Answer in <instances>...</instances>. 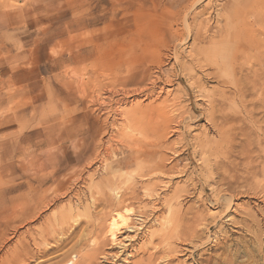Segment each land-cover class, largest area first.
<instances>
[{"label": "rangeland", "instance_id": "374dc122", "mask_svg": "<svg viewBox=\"0 0 264 264\" xmlns=\"http://www.w3.org/2000/svg\"><path fill=\"white\" fill-rule=\"evenodd\" d=\"M0 4V264H63L65 254L66 264H109L111 257L114 264L149 259L159 264L163 245L168 248L163 264H207L216 256L210 250L219 244L218 231H233L228 223L215 225L211 218L226 210V201L234 198L233 204L239 205V214L232 212L236 221L249 209L263 213L264 194L249 180L235 184L237 190L231 192L221 191L224 187L217 181L223 172L243 173L247 145L254 155L264 154V65L251 47L254 34L264 38V0ZM212 55L220 58L210 66L205 59ZM257 74H263V81ZM250 185L261 194L251 195ZM123 208L135 212L134 227L118 236L122 244L113 245L105 237L107 224ZM189 208L193 219L200 217L197 237L202 235L199 240L205 242L192 234L188 242L181 227L178 238L158 243L156 234L166 221L186 219L187 214L186 221L193 222ZM254 230L261 237L249 246L251 258L243 255L238 264H264L259 256L264 224ZM248 234L240 235L247 240ZM94 239L100 242L95 252ZM75 249L83 251L80 256L88 254V261L73 258L78 255ZM185 251L193 253V259Z\"/></svg>", "mask_w": 264, "mask_h": 264}, {"label": "bare ground", "instance_id": "6f19581e", "mask_svg": "<svg viewBox=\"0 0 264 264\" xmlns=\"http://www.w3.org/2000/svg\"><path fill=\"white\" fill-rule=\"evenodd\" d=\"M235 1V0H234ZM260 1V0H259ZM16 2V1H15ZM5 4V3H4ZM1 5V4H0ZM12 6H13V4H12ZM258 6V5H257ZM256 6V7H257ZM260 8V7H259ZM256 9V8H255ZM61 10V9H60ZM229 19V18H228ZM263 23V22H262ZM202 24V23H201ZM262 25V24H261ZM201 26V25H200ZM258 27V26H257ZM261 27V26H260ZM259 27V28H260ZM264 28V27H263ZM223 29V28H222ZM202 31V30H201ZM259 32V31H258ZM263 34H264V32H262ZM255 36H256V34H254L253 35V37L251 38V47H252V53H253V56H254V54H256L257 56H256V58H261L262 60H263V63H260V66H262V65H264V38L262 37L261 39L258 37V39H256L255 38ZM231 37V36H230ZM230 37H229V39H230ZM221 38V37H220ZM219 41V40H218ZM221 42V41H220ZM247 44V43H246ZM248 47V46H247ZM251 47H248V48H250L251 49ZM237 49V48H236ZM247 49V48H246ZM231 54V53H230ZM228 55V56H227ZM238 55V54H237ZM244 55V54H243ZM223 57L225 58V60H229L230 61V59H227V57L229 58V54L227 53V52H225V54H223ZM244 57V56H243ZM204 58V57H203ZM219 58H220V56L219 55H212V57H210V56H206V59H205V61H206V63L207 64H210V66L211 65H213V64H216L217 63V61H219ZM222 58V57H221ZM254 59V57L252 58V62H256V64L258 63L257 61V59ZM236 59V58H235ZM260 59V60H261ZM228 61V62H229ZM203 62V61H202ZM261 62V61H260ZM205 63V64H206ZM204 64V63H203ZM247 69V68H246ZM240 71V70H239ZM264 74V73H263ZM262 74V75H263ZM76 75V74H75ZM262 75H258L257 74V77L259 78V80L261 81L262 80V77H260V76H262ZM244 76V75H243ZM252 77V76H251ZM240 78V77H239ZM264 80V79H263ZM262 80V81H263ZM243 82V81H242ZM247 84V83H246ZM255 84H256V82H255ZM263 86H264V81L261 83V89H263ZM98 87V86H97ZM241 88H242V86H241ZM251 88V87H250ZM255 89V88H254ZM242 90V89H241ZM114 91V90H113ZM121 92V91H120ZM143 92V91H142ZM136 93V92H135ZM140 93V92H139ZM159 93V92H158ZM245 93V92H244ZM257 93V92H256ZM131 94H133V93H131ZM168 94H169V92H168ZM140 95V94H139ZM239 95V94H238ZM242 95V94H241ZM192 96V95H191ZM252 96V95H251ZM256 96V95H255ZM107 98V97H106ZM244 98V97H243ZM255 98H257V97H255ZM146 99V98H145ZM192 99V98H191ZM122 100V99H121ZM157 100V99H156ZM211 100V99H210ZM248 101V100H247ZM263 101V100H262ZM133 102V101H132ZM232 102V101H231ZM137 103V102H136ZM142 103V102H141ZM195 103V102H194ZM210 103H213V102H210ZM262 103H264V101L263 102H261V106H262ZM193 104V103H192ZM196 104V103H195ZM194 104V105H195ZM220 104H222V103H220ZM260 104V103H259ZM135 105V104H134ZM133 105V106H134ZM216 106L218 107V105L216 104ZM263 106H264V104H263ZM146 107V106H145ZM212 107V106H211ZM213 107H214V105H213ZM220 107V106H219ZM139 108H140V106H139ZM138 109V108H137ZM142 109V107L140 108V110ZM151 109V111H152V108H150ZM156 109V108H155ZM155 109H153V111H155ZM166 109H167V107H166ZM196 109V108H195ZM198 109V108H197ZM212 109V108H211ZM217 109V108H216ZM222 109V108H221ZM220 109V110H221ZM262 109V108H261ZM139 110V111H140ZM149 110V109H148ZM159 110V109H158ZM220 110H219V112H217V110H216V113L218 114V113H220ZM264 110V109H263ZM135 111V110H134ZM139 111H137V113L139 112ZM150 111V110H149ZM214 112V111H213ZM223 112V111H222ZM157 113V112H156ZM159 113L160 112H158L157 113V117L159 116ZM212 113V112H211ZM215 113V112H214ZM213 113V114H214ZM125 114V113H124ZM134 113L132 112V115H133ZM213 114H211V115H213ZM242 114V113H241ZM246 114H248V113H246ZM135 115H138V114H136V111H135V114H134V116ZM200 115V114H199ZM206 115V114H205ZM262 115V114H261ZM134 116H133V120L135 121V119H134ZM153 116H155L154 114H153ZM210 116V115H209ZM208 116V117H209ZM217 116V115H216ZM218 116H221V115H219L218 114ZM246 115H244V118H247V117H245ZM249 116V115H248ZM137 117V119H138V116H136ZM190 117V116H189ZM199 117V116H198ZM213 117L214 116H212V119H213ZM222 117L223 116H221V119H222ZM250 117V116H249ZM149 118H151L150 116H149ZM153 118V117H152ZM200 118V117H199ZM203 118V117H202ZM217 118V117H216ZM227 118V117H226ZM140 119V118H139ZM142 119H144V118H141V120ZM160 119V118H159ZM169 119V118H168ZM167 119V120H168ZM181 119V118H180ZM183 119V118H182ZM190 119V118H189ZM196 119V118H195ZM211 119V118H210ZM220 119V120H221ZM229 119V118H228ZM249 119H251V117L249 118ZM259 119V118H258ZM153 120H155L154 118H153ZM177 119H175V121H176ZM191 120H192V116H191ZM190 120V121H191ZM200 120V119H199ZM203 120V119H202ZM218 120V119H217ZM224 120V119H223ZM151 121V120H150ZM156 121V120H155ZM154 121V122H155ZM166 121V120H165ZM179 120H177V122H178ZM208 121V120H207ZM210 121V120H209ZM216 121V120H215ZM214 121V122H215ZM219 121V120H218ZM249 121V120H248ZM137 122H138V120H137ZM140 122V121H139ZM170 122H171V120H170ZM172 122L174 123V121L172 120ZM212 122V121H211ZM213 122V123H214ZM228 122V121H227ZM144 123H146V121L144 122ZM147 123H148V121H147ZM153 122H151V124H152ZM166 123V122H165ZM210 123V122H209ZM208 123V124H209ZM212 123V124H213ZM219 123V122H218ZM217 123V124H218ZM254 123H256V122H253V124ZM263 124H264V122H263ZM148 125V124H147ZM154 125H155V123H154ZM164 125V124H163ZM162 125V126H163ZM176 125V124H175ZM136 126H137V124H136ZM146 126V125H145ZM178 126H179V124H178ZM217 126V125H216ZM215 126V127H216ZM218 126H219V124H218ZM221 126H222V122H221ZM260 126V125H259ZM261 128V127H260ZM142 130V129H141ZM144 130H146V128L144 129ZM230 130V129H229ZM228 131V130H227ZM151 132V131H150ZM155 134V133H154ZM225 134V133H224ZM129 135V134H128ZM147 135V134H146ZM130 136V135H129ZM134 137V136H133ZM147 137V136H146ZM249 137V136H248ZM251 137H252V134H251ZM251 137H249V138H251ZM249 138H247V139H249ZM148 139H149V137H148ZM147 139V140H148ZM253 139V138H252ZM146 140V139H145ZM250 141H251V143H252V140L251 139H249ZM164 141V140H163ZM250 141H249V143H250ZM162 142V141H161ZM161 142H160V144H161ZM149 144V143H148ZM153 144V143H152ZM155 145V144H154ZM153 145V146H154ZM156 145H158V144H156ZM155 145V146H156ZM188 145V144H187ZM246 145V144H245ZM138 146V145H137ZM147 146V145H146ZM145 146V147H146ZM150 146V145H149ZM244 146V145H243ZM242 146V147H243ZM140 147V146H139ZM142 147V149H143V146H141ZM144 147V148H145ZM157 147V146H156ZM241 147V148H242ZM149 147H147V149H148ZM155 148V147H154ZM159 148V147H158ZM228 148V147H227ZM230 148V147H229ZM240 148V149H241ZM251 144H249V145H247L246 147H244V151L243 150H239V151H243V159H242V161H243V163H241L240 162V160H239V162L241 163V164H243V166L245 167V170L243 171V173H238V172H227L228 174H226L225 172H221L222 174L219 176V179H218V181H217V183H218V185L220 186V187H224V190H222L221 189V191H234V189L235 190H237V187L235 188L234 187V185L236 184H238L239 182H241L242 184H244V183H247V181L249 180V182L250 183H252V186L255 188V186H257V188H255V189H261V192L264 194V154H262V155H260V156H256V155H254V152H253V150H251ZM146 149V148H145ZM226 149V148H225ZM144 150V149H143ZM157 150H159V149H157ZM200 150H203V148L202 149H200ZM220 150V149H219ZM223 150H224V148H223ZM222 150V151H223ZM139 151V150H138ZM153 151L154 150H152V152L150 153V154H152L153 155ZM225 151V150H224ZM233 151H235V150H233ZM255 151V150H254ZM115 152V151H114ZM142 152V151H141ZM198 152H199V150H198ZM203 152V151H202ZM220 152V151H219ZM219 152H217L218 154H220ZM256 152V151H255ZM144 153V152H143ZM197 153V152H196ZM195 153V154H196ZM200 153V152H199ZM210 153V152H209ZM211 153H212V151H211ZM210 153V154H211ZM224 153V152H223ZM240 153V152H239ZM233 154H235V153H233ZM237 154V153H236ZM241 154H242V152L239 154L240 156H241ZM109 155V154H108ZM158 155V154H157ZM197 155V154H196ZM212 155H215V154H212ZM224 155V154H223ZM133 156V155H132ZM155 156H156V154H155ZM154 156V157H155ZM219 157H220V155H218ZM217 156V157H218ZM226 156V155H225ZM141 157H143V156H141ZM141 157H139L138 158V156H137V158L138 159H140ZM157 157V156H156ZM201 157V156H200ZM206 157V156H205ZM212 157V156H211ZM214 157V156H213ZM222 157V156H221ZM224 157V156H223ZM228 156H226V158H227ZM242 157H240V159L242 158ZM208 158H210V156L208 157ZM215 158V157H214ZM156 159H158V158H156ZM213 159V158H212ZM211 159V160H212ZM229 159V161L231 160L230 158H228ZM143 160V159H142ZM219 159H217V161H218ZM223 160H225V158L223 159ZM160 161V160H159ZM221 161V160H220ZM220 161H218V166H220L219 165V162ZM228 161V162H229ZM233 161V160H232ZM143 162H144V160H143ZM149 162V161H148ZM213 162H214V159H213ZM212 162V163H213ZM222 162V161H221ZM235 162V161H234ZM146 163H147V161H146ZM210 163V162H209ZM141 164H143V163H141ZM161 164V163H160ZM211 164V163H210ZM223 164V163H222ZM235 164V163H234ZM105 165V164H104ZM150 165V164H149ZM158 165H159V163H158ZM162 166H163V163L161 164ZM160 165V166H161ZM166 165V164H165ZM174 165V164H173ZM213 165V164H212ZM227 165V164H226ZM236 165V164H235ZM238 165V164H237ZM138 166H140V164L139 165H137V167ZM144 166V165H143ZM215 166V165H214ZM105 167H106V165H105ZM150 167V169H151V166H149ZM153 167V166H152ZM222 167V166H221ZM231 167H233V164H232V166ZM240 167V166H239ZM238 167V168H239ZM142 168V167H141ZM167 168V167H166ZM170 168H172V167H170ZM215 168V167H214ZM218 168V167H217ZM228 168V167H227ZM237 168V167H236ZM243 168V167H242ZM156 169V168H155ZM169 169V168H168ZM174 169V168H173ZM234 169V168H233ZM141 170H143V168L141 169ZM153 170V169H152ZM156 170H158V169H156ZM161 169L159 168V171H160ZM218 170V169H217ZM217 170H216V172H217ZM224 170H225V168H224ZM144 171V170H143ZM162 171V170H161ZM160 171V172H161ZM211 171V170H210ZM213 171V170H212ZM214 171H215V169H214ZM226 171H228V169H226ZM147 172V171H146ZM164 172V171H163ZM169 172H170V169H169ZM180 172V171H179ZM182 172V171H181ZM180 172V173H181ZM215 172V173H216ZM150 173V172H149ZM154 173V172H153ZM152 173V174H153ZM165 173V172H164ZM167 173V172H166ZM174 173H175V171H174ZM184 173H185V168H184ZM215 173L213 172V174H214V176H216L215 175ZM218 174H220L219 172H217ZM216 173V174H217ZM111 174V173H110ZM169 174V173H168ZM179 174V173H178ZM183 174V173H182ZM180 175V174H179ZM150 175H148L147 177H149ZM156 176V175H155ZM154 176V178L156 179V177ZM158 176V175H157ZM152 177V176H151ZM150 177V178H151ZM159 178H161V176H158ZM218 177V176H217ZM146 178V177H145ZM164 178V177H163ZM172 178V177H171ZM173 178H174V176H173ZM257 179V181H256V184L254 185L253 184V182H254V179ZM109 180V179H108ZM250 180H252L253 182H251ZM165 181V180H164ZM170 181V180H169ZM216 181V180H215ZM201 182H202V179H201ZM204 182H205V180H204ZM248 182V184H250ZM168 183H170V182H168ZM209 183V182H208ZM167 184V183H166ZM169 185V184H168ZM204 185V184H203ZM239 185V184H238ZM237 185V186H238ZM198 186V185H197ZM201 186V185H200ZM207 186H208V184H207ZM251 185L247 188V189H249L250 191L253 189V187H252ZM203 187V186H202ZM216 187V186H215ZM242 187V186H241ZM205 188H206V185H205ZM244 188V187H243ZM194 189V188H193ZM242 189V188H241ZM255 189H253V190H255ZM162 190V189H161ZM178 190V189H177ZM202 190V189H201ZM215 190V189H214ZM218 190V189H217ZM238 190H239V187H238ZM253 190H252V192H253ZM219 192H221L220 190H218ZM240 191V190H239ZM238 191V192H239ZM257 191V190H256ZM256 191H254L255 192V194H256V196L258 195V194H261V193H256ZM236 192V191H235ZM241 192V191H240ZM240 192H239V194H240ZM246 192V191H245ZM254 192L251 194V195H253L254 194ZM259 192V191H258ZM120 193V192H119ZM119 193H118V195L116 196L117 197V199H121V195H119ZM161 193V192H160ZM202 193V192H201ZM217 193V192H216ZM229 193V192H228ZM185 194V193H184ZM204 194H206V193H204ZM221 194V193H220ZM223 194H225V193H223ZM247 194V196H248V192L246 193ZM254 194V195H255ZM262 194V195H263ZM148 195V194H147ZM212 195V194H211ZM250 195V193H249V196H251ZM253 195V196H254ZM133 196V195H132ZM178 196V195H177ZM190 196V195H189ZM202 196H203V194H202ZM201 196V197H202ZM222 196V195H221ZM261 196V195H260ZM179 197V196H178ZM223 197V196H222ZM227 197H229V196H227ZM231 197V196H230ZM244 197V196H243ZM134 198H135V196H134ZM150 198V197H149ZM175 198V197H174ZM205 198V197H204ZM210 198H211V196H210ZM224 198V197H223ZM232 198V197H231ZM240 198V197H239ZM238 198V199H239ZM258 199H259V197H257ZM180 199V198H179ZM184 199V198H183ZM207 199H208V197H207ZM234 199V198H233ZM233 199H230L231 201H226V210H223V212L222 213H220L219 215H217V217H215L214 218V216L215 215H212V221H213V223L215 224V225H219V224H221V223H223V224H226V223H228V225H231V228H233V231L232 230H227V231H218V234H219V237H218V241H219V244H215V247H213L210 251H213V252H215L216 254V256L215 257H210V260L209 261H206V263L207 264H238V261H236V260H238V258L239 257H241V256H245V258L247 257V256H251L250 255V251H249V246L251 247V242L253 241H255L256 240V238H260L261 236L258 234V233H260V232H258L259 231V229H257L258 231H255L254 230V228H256L257 226H258V228H259V226H260V224H262V226H263V224H264V211H263V213L262 212H259V211H257L256 210V212H254V213H249V212H253L251 209H249V212L248 211H246V210H248V209H244V211H246V212H248V213H244L243 212V217H241V220L240 221H236L235 220V218L233 217L234 215H232V212H235V211H237L238 212V214H239V211H240V208H239V205H238V208H239V210H238V208L236 207V205H234L233 204ZM202 200V199H201ZM200 200V201H201ZM211 200V199H210ZM235 200H236V198H235ZM212 201V200H211ZM264 201V200H263ZM262 201V202H263ZM43 202V201H42ZM168 202V201H167ZM203 202V201H202ZM207 202V201H206ZM213 202H214V200H213ZM181 203V202H180ZM216 203V202H215ZM158 204V203H157ZM214 204V203H213ZM236 204V203H235ZM96 205V204H95ZM165 206V205H164ZM171 206V205H170ZM242 204H241V208H242ZM212 207V206H211ZM213 207H215V206H213ZM225 207V206H224ZM257 207V206H256ZM255 207V208H256ZM259 207V206H258ZM219 208V207H218ZM223 208V207H222ZM261 208V207H260ZM259 208V209H260ZM155 209V208H154ZM188 209V208H187ZM190 210H189V212L192 210V208H189ZM195 211H196V209L195 208H193ZM243 209V208H242ZM241 209V210H242ZM176 210H177V208H176ZM193 210V211H194ZM198 210V209H197ZM217 210V209H216ZM251 210V211H250ZM262 209H260V211H261ZM15 212H17L16 210H14ZM171 211H172V209H171ZM185 211V213H187L186 212V210H184ZM194 211V212H195ZM219 211V210H218ZM217 211V212H218ZM221 211V210H220ZM157 212V211H156ZM179 212H181L180 211V209H179ZM190 213H192V212H190ZM201 213H202V211H201ZM200 213V214H201ZM241 213V212H240ZM13 214V213H12ZM17 214V213H16ZM178 214V213H177ZM135 215V212L133 211V209L132 208H123L122 210H120V211H116V212H114V214H113V216H111V218H109L110 219V221H109V223L107 224V229H106V236L105 237H107L109 240V242L111 243V244H113V245H117L118 243H121L120 241H119V238H118V236L119 235H121L122 233H123V231L125 230H128V229H132L134 226H133V224H134V222H132V218H133V216ZM149 215V214H148ZM153 215V214H152ZM174 215H175V212H174ZM183 215V214H182ZM186 215V219H187V214H185ZM192 215H193V213L192 214H189V216H191V218H192ZM204 215V214H203ZM241 215V214H240ZM12 216H14V215H12ZM180 216V215H179ZM178 216V217H179ZM208 216V215H207ZM206 216V217H207ZM236 216V215H235ZM15 217V216H14ZM14 217H12V218H14ZM16 217H17V215H16ZM175 217V216H174ZM177 217V216H176ZM182 217V216H181ZM195 218L193 219H191V220H193V222L192 223H190L189 222V220L188 221H186V219L184 218V217H182L181 219H179V221H177V219H176V222H175V219L174 218H172V220H171V222H169V221H166L165 223H164V225H160L162 228H161V232H160V235H158V234H156V236H159V237H157L158 238V243H159V239H160V241L161 242H169L170 241V239L172 240V238L173 237H175V238H178L179 236H180V234H179V232H180V230H179V232H178V229H180L181 227H182V230H183V232H184V234L183 235H185L183 238L185 239V237L186 236H188V242H189V236H190V234H192V235H196V237H197V233H198V230L197 229H199V228H197L198 226H199V224H200V217H199V215H196V216H194ZM148 218V217H147ZM170 218V217H169ZM188 218H190V217H188ZM208 218H210V216L208 217ZM213 218H214V220H213ZM237 218V217H236ZM182 219L184 220V222L182 221ZM200 220V221H199ZM204 220V219H203ZM209 220V219H208ZM225 221V222H224ZM145 222V221H144ZM187 222V223H186ZM210 222V221H209ZM208 222V223H209ZM162 223V222H161ZM190 223V224H189ZM203 223H204V221H203ZM206 223H207V221H206ZM212 223V222H211ZM208 224L209 226L208 227H210L212 224ZM157 224V223H156ZM173 224H174V228H173V230L172 229H170V227H171V225L173 226ZM196 224V227L194 226ZM201 224H202V222H201ZM88 225V224H87ZM170 225V226H169ZM214 225V226H215ZM203 226H205V223L203 224ZM96 227V226H95ZM169 227V228H168ZM221 228H222V226H220ZM29 228V227H28ZM70 228V227H69ZM203 228V227H202ZM211 228H212V226H211ZM217 228V227H216ZM209 229V228H208ZM208 229H205L204 228V230H208ZM72 230V229H71ZM74 230V229H73ZM78 230V229H77ZM96 230V229H95ZM210 230V229H209ZM217 230V229H216ZM262 230V229H261ZM98 231V230H97ZM199 231H201V230H199ZM14 232H16V231H14ZM86 232H87V230H86ZM94 232V231H93ZM182 232V231H181ZM206 232H208V231H206ZM71 233V232H70ZM104 233V232H103ZM159 233V232H158ZM201 233V232H200ZM200 233H198V234H200ZM202 233H203V231H202ZM217 233V232H216ZM241 233H244V234H247V233H249L250 235H251V237H250V239H247V240H245L246 238H244V237H241V236H243V235H240ZM37 234V233H36ZM69 234V233H68ZM74 234V233H73ZM87 234H88V232H87ZM105 234V233H104ZM205 234V233H204ZM248 234V235H249ZM263 234H264V232H263ZM64 235H65V233H64ZM207 235H209V234H207ZM214 235V234H213ZM261 235H262V233H261ZM42 235H40V237H41ZM82 236V235H81ZM85 236H87V235H85ZM95 236V235H94ZM199 236V235H198ZM234 236H239L240 238L239 239H236V240H234L233 239V237ZM206 237V236H205ZM211 237V236H210ZM214 237H217L216 235H214ZM246 237H247V235H246ZM264 237V236H263ZM64 238V237H63ZM62 238V239H63ZM81 238H83L84 239V236H82ZM94 238V237H93ZM98 238V237H97ZM156 238V239H157ZM183 238H179V239H182L183 240ZM191 238H193V237H191ZM198 238V237H197ZM200 238H202V235H200V237L198 238V241H201V240H199ZM238 238V237H237ZM86 239H88V238H85V240ZM91 239V238H90ZM151 239H153V238H151ZM154 239H155V237H154ZM153 239V240H154ZM155 239V240H156ZM204 239V238H203ZM202 239V240H203ZM206 239H207V237H206ZM39 240V239H38ZM70 240V239H69ZM85 240L83 241L84 243H85ZM154 240V241H155ZM175 240V239H174ZM205 240V239H204ZM201 241L200 243L202 244V242H205V241ZM209 240V239H208ZM216 240V239H215ZM89 241V240H88ZM207 241V240H206ZM211 241V240H210ZM261 241L263 242V244H261V250L259 251V256H260V260H264V241H263V239H261ZM37 242V241H36ZM41 242V241H40ZM79 242H81L82 243V240H80V241H78V243ZM177 242H178V240H177ZM180 242V241H179ZM44 243V242H43ZM66 243V242H65ZM80 243V244H81ZM88 243H90V242H88ZM181 243V242H180ZM199 243V244H200ZM213 243V242H212ZM86 244H87V241H86ZM99 244H100V242H98V240H96V239H94V240H91V246L94 248V247H96L95 249H94V252L97 250V247L99 246ZM122 244V243H121ZM151 244H152V241H151ZM161 244V243H160ZM173 244V243H172ZM182 244H184V243H182ZM196 244H198L197 242H196ZM200 244V246L202 247L203 245H201ZM209 244H210V242H209ZM82 245V244H81ZM81 245H78L79 247L81 246ZM159 245V244H158ZM157 245V246H158ZM187 245H189V244H187ZM192 245V247H193V243L191 244ZM190 245V246H191ZM208 245V244H207ZM255 245V244H254ZM78 246H76V248H78ZM88 246H90V245H88ZM185 246V245H184ZM195 246V245H194ZM197 246V245H196ZM204 246H206L205 244H204ZM203 246V247H204ZM210 246V245H209ZM36 247H37V245H36ZM83 247V246H82ZM159 247V246H158ZM171 247H172V245H171ZM189 247V246H188ZM212 247V246H211ZM253 247H255V246H253ZM29 248V247H28ZM88 248V247H87ZM125 248V247H124ZM154 248H156V246L154 247ZM159 248H161V247H159ZM197 248V247H196ZM257 248V247H256ZM40 249V248H39ZM60 249H62V248H60ZM83 249H85V248H83ZM126 249V248H125ZM157 249V248H156ZM167 249L168 248H166V247H164V245H163V250H164V253H163V255L165 254V255H167ZM173 249V248H172ZM174 249H176V247L174 248ZM29 250V249H28ZM72 252H74V250H73V247H72V249H70ZM69 250V251H70ZM75 250H77V252H78V249H75ZM157 250H160V249H157ZM187 250V249H186ZM196 250V249H195ZM41 251V250H40ZM39 251V252H40ZM70 251V252H71ZM176 251H177V249H176ZM179 251L180 250H178L177 252L179 253ZM183 251V250H182ZM190 251V250H189ZM207 251V250H206ZM209 251V252H210ZM44 252V251H43ZM55 252V251H54ZM68 252V251H67ZM76 252V253H77ZM81 252L83 253V251L82 250H80L79 252H78V255L76 254L75 255V253H74V255L72 256L73 258H75V256H76V258H77V260H79L80 258H81V260L83 259V260H87L88 261V254H84L83 256L81 255L80 256V254H81ZM176 252V253H177ZM186 253H187V251H185ZM205 252V251H204ZM251 252H252V250H251ZM258 252V251H257ZM257 252H256V254H257ZM27 253V252H26ZM38 253V252H37ZM66 253V252H65ZM80 253V254H79ZM155 253H156V251H155ZM173 253H174V251H172V255H173ZM191 253V252H190ZM189 252L187 253V254H189V257L190 258H192L193 259V253H191L190 254ZM207 253V252H206ZM253 253V252H252ZM251 253V254H252ZM28 254H29V252H28ZM27 254V255H28ZM31 254V253H30ZM45 254V253H44ZM53 254V253H52ZM68 254V253H67ZM71 254V253H70ZM69 254V255H70ZM73 254V253H72ZM98 254H99V252H98ZM131 254V253H130ZM128 255L129 257H131V255ZM195 254H196V252H195ZM214 254V253H213ZM255 254V255H256ZM26 255V254H25ZM32 255V254H31ZM39 255V254H38ZM41 255V254H40ZM47 255H48V253H47ZM46 255V256H47ZM119 255V254H118ZM162 255V256H163ZM164 255V257L163 258H159V260H160V262H159V264H163V262H165L166 261V259H167V256H165ZM177 254H174L173 255V257H175ZM184 255V254H183ZM186 255V254H185ZM253 256H254V253L252 254ZM49 256V255H48ZM63 256V255H62ZM92 256V255H91ZM106 256V255H105ZM115 256V255H114ZM154 256V255H153ZM156 256V255H155ZM252 256V257H253ZM26 257V256H25ZM30 257V256H29ZM28 257V258H29ZM51 257V256H50ZM59 257V256H58ZM96 257V256H95ZM107 257V256H106ZM172 257V258H173ZM233 257V258H232ZM56 258V257H55ZM60 258V257H59ZM69 258V256L67 255L66 256V254L63 256V264H66L65 263V260L66 259H68ZM75 258V259H76ZM91 258V257H90ZM109 258V257H108ZM107 258V259H108ZM113 257H111V259L109 260L108 259V262H109V264H112L113 263V261L112 260H114V259H112ZM158 258V257H157ZM189 258V259H190ZM202 258V257H201ZM251 257H247L246 259L248 260V259H250ZM256 258V257H255ZM254 258V259H255ZM93 259V257L91 258V260ZM103 259V258H102ZM105 259V258H104ZM116 259V258H115ZM153 259H154V261H155V259H156V257L154 258L153 257ZM174 259H176V258H173L172 260H174ZM204 259V258H203ZM28 260V259H27ZM53 260V259H52ZM61 260H62V258H61ZM158 260V261H159ZM188 260V259H187ZM191 260V259H190ZM211 260L213 261V263H211ZM242 260V259H241ZM259 260V261H260ZM60 261V260H59ZM107 261V260H106ZM112 261V262H111ZM116 261V260H115ZM125 261H127V260H125ZM149 261H150V259H149ZM147 262V263H143L142 261H140V262H136V263H133V264H150V262ZM151 261H152V259H151ZM154 261H152V263L154 262ZM196 261V260H195ZM240 261V260H239ZM250 261H252V260H250ZM254 261V260H253ZM252 261V262H253ZM257 261V260H256ZM60 262H62V261H60ZM68 262H70V259H69V261ZM97 262V261H96ZM128 262H130V261H128ZM157 262V261H156ZM156 262H155V264H156ZM173 262V261H172ZM172 262H170V264H173ZM186 262V261H185ZM197 262V261H196ZM200 262V261H199ZM203 262V261H202ZM242 262V261H241ZM241 262H239V263H241ZM243 262L245 263L246 261L245 260H243ZM251 262V263H252ZM25 263V262H24ZM114 263H116V262H114ZM113 263V264H114ZM166 263V262H165ZM180 264H183V263H181V262H179ZM178 263V264H179ZM243 263V264H244ZM246 263H248V261L246 262ZM245 263V264H246ZM255 262H253L252 264H254ZM260 263V262H259ZM22 264V263H21ZM57 264V263H56ZM58 264H59V262H58ZM60 264H62V263H60ZM69 264V263H68ZM75 264H79V262L77 261V262H75ZM93 264H95V262L93 263ZM106 264H107V262H106ZM130 264V263H129ZM157 264H158V262H157ZM169 264V263H168ZM185 264V263H184ZM192 264V263H191ZM199 264V263H198ZM203 264V263H202ZM250 264V263H249ZM256 264H258V263H256ZM262 264V263H261Z\"/></svg>", "mask_w": 264, "mask_h": 264}]
</instances>
